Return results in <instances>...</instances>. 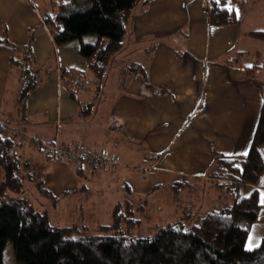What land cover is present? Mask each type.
<instances>
[{
    "label": "crops",
    "instance_id": "1",
    "mask_svg": "<svg viewBox=\"0 0 264 264\" xmlns=\"http://www.w3.org/2000/svg\"><path fill=\"white\" fill-rule=\"evenodd\" d=\"M40 1L41 11L34 12L33 0H0V39L7 31L12 44L24 46L33 36L41 80L28 101L26 119L20 118L19 75L11 67L13 50L0 43V121L48 142L99 150L120 162L117 173L63 159L56 163L24 143L23 155L39 163L38 178L48 177L46 189L72 194L93 187L94 177L106 186L119 187L131 199L139 193L132 183L147 181L132 169L137 162L149 173L153 190L172 192L178 183L208 181L217 155L248 153L264 99V75L251 79L244 72L255 62L257 52L264 56V41L249 35L264 31L254 27L258 26L255 17L260 20L264 15L260 2L235 0L238 23L220 27L209 21L206 6L210 8L211 0H154L144 11L137 10L124 49L112 63L116 67L118 60L126 61L114 69L113 100L105 104L102 98L109 77L98 89L88 59L80 54L81 42L56 46L42 18V9L51 0ZM242 52L246 55L240 65L228 63ZM136 63L145 67L146 75L124 72ZM68 70L84 73V82L77 75L64 76ZM73 85L78 86L75 95ZM82 94L90 97L85 103ZM92 101L96 102L93 110L81 117V106ZM259 190L263 208L253 226L255 235L247 241L248 250L264 241V188Z\"/></svg>",
    "mask_w": 264,
    "mask_h": 264
},
{
    "label": "trees",
    "instance_id": "2",
    "mask_svg": "<svg viewBox=\"0 0 264 264\" xmlns=\"http://www.w3.org/2000/svg\"><path fill=\"white\" fill-rule=\"evenodd\" d=\"M152 1L51 0L42 9V18L57 47L75 41L82 43L80 54L88 59L95 84L102 89L114 59L124 49L134 14L137 10L144 11ZM261 1L253 0V3ZM235 2L211 0L210 8L206 6L210 24L216 27L237 24ZM249 35L264 41V31H252ZM90 36L95 38L86 42L85 38ZM32 42L33 36H30L26 45L16 46L10 42L7 31L0 39V43L13 50L11 67L19 75L17 104L22 119H26L28 101L41 81ZM244 55L237 53L228 63L240 65ZM124 72L146 75L145 67L139 63L128 66ZM244 72L251 79L264 75V56L257 52L255 62ZM63 74L77 75L82 81L85 77L75 70ZM70 87L75 95V86ZM95 103L81 106L80 116H88ZM18 132L32 135L0 121V169L3 171L0 264H264V241L253 250L246 248L263 208L259 188H264V99L248 153L215 157L209 179L211 189L217 193V203L204 214L188 210L179 220L159 227L148 237L135 235L142 227L146 202L137 210L130 201L117 203L111 223L95 229L86 225L53 224L49 212L37 208L26 196L27 184H33L46 198L59 201L44 188L45 182L37 177L30 160L23 164L21 150L27 140L17 137ZM44 153L50 158L65 160ZM187 188L186 184L178 183L173 191ZM249 188L252 189L248 191Z\"/></svg>",
    "mask_w": 264,
    "mask_h": 264
},
{
    "label": "rangeland",
    "instance_id": "3",
    "mask_svg": "<svg viewBox=\"0 0 264 264\" xmlns=\"http://www.w3.org/2000/svg\"><path fill=\"white\" fill-rule=\"evenodd\" d=\"M40 2H41L40 0H33L32 6H33L34 12L41 11L42 5ZM44 2L47 3L49 2V0H46ZM262 6L264 7V0L260 2V7ZM244 10H246V16H248L247 9H244ZM256 18L257 17H255L254 23L258 26H254V27L259 30H264V15L259 16L260 20H257ZM244 20L246 21L247 17H244ZM129 36L130 34L127 35V37ZM92 37L93 36L86 37L85 41L88 42L89 38H92ZM253 41L258 42L256 40H253ZM140 56L145 58L146 57L145 51L144 52L141 51ZM132 60H134V58L130 59L129 61H132ZM119 62L120 60L116 62L117 64L116 67L112 65L108 73L109 79L107 82L108 83L107 91L104 93V96L102 98L105 104L113 100L114 89H115L114 84L117 82L116 80L117 73L114 71V69L119 70L121 65L124 64V62L126 61H123L122 64ZM44 71L45 70L42 69V73H41L42 76H44V73H45ZM86 82L87 84H89L88 80H86ZM75 86L78 88L77 85ZM83 96L84 94H82V97H81V100L83 103L87 102L88 99H90L89 96H84V97ZM31 134L34 136H37V134H34V133H31ZM42 140L46 142V140L44 139ZM27 144L30 148L34 147L29 141H27ZM75 148H80V147H75ZM80 149H83V147ZM262 150L264 152V147ZM92 151L97 153L98 155H105L99 150L97 151L92 150ZM25 154L26 153H24V158L22 160L23 164H25L27 160V158L25 157ZM29 156H30L29 159L33 158V155H29ZM51 160L52 162H56V160L58 159L52 158ZM30 162L32 163V165H34L36 171L38 172L37 167L39 163L33 159H30ZM56 163H63V162H56ZM85 164L89 166L88 163H85ZM133 164L134 165L132 169L140 173L143 176V179H145L146 177V180H147L146 182L148 183H146L145 181H143V183L141 184L139 183L136 184L135 182H133L132 183L133 190L139 193H136L135 195L128 194V195H134V197H131V199L126 197L123 191L121 193V191L119 190V187L114 186V185L106 186L104 184L105 182L103 183L104 180H101L100 178L96 180V178L94 177L92 178V185L94 186L87 187L86 190H83V191L79 190L77 192H73L72 194H63V195L55 193L54 195H56L59 198V201L57 202H54L53 198H46L45 196H43L40 193V191H38V189L35 188L33 184H27L26 196L31 200V202L37 208H39L42 211L49 212L51 221L55 225H58V226L86 225L93 229L101 225H107L111 223L112 212L117 203L124 202V201H130L131 203L134 204V207L137 210L140 207V205L146 202L145 203L146 205L145 213L146 214L143 218L142 227H140L139 230L135 234L140 237L151 236L159 227H162L171 222H175L179 220L181 217H183L185 212L190 211L191 213L193 212V214H204L207 211H209L217 203V201H215L217 193L215 190L211 189V181L209 179L208 181L205 180L204 182L191 181L190 182L191 185H188L187 186L188 188L184 189L181 192L180 191L170 192L166 189L153 190V184L151 183L149 173L146 170L137 166L138 165L137 162H133ZM25 169L26 167H24V170ZM97 169L107 170V169L98 168V167L93 168V170H97ZM0 170L2 171V169ZM118 170L119 169L116 168L111 171L112 173H117ZM39 172L42 173L41 171ZM2 177L3 176H1L0 178L1 180H2ZM37 177H38V174H37ZM46 178L48 179V177H42L44 181ZM111 183H113V181ZM125 198H128V199H125ZM110 205H112L111 208H109ZM142 211L144 212V209H142ZM140 214L142 215L141 212ZM137 217H139V213L137 214ZM251 230L252 231H251L250 237L248 238L249 239L248 242H250V240L255 235L256 227H253V229Z\"/></svg>",
    "mask_w": 264,
    "mask_h": 264
},
{
    "label": "built area",
    "instance_id": "4",
    "mask_svg": "<svg viewBox=\"0 0 264 264\" xmlns=\"http://www.w3.org/2000/svg\"><path fill=\"white\" fill-rule=\"evenodd\" d=\"M18 137L24 140L26 139L35 148H39L48 154L57 156L58 158H64L73 164H78L80 161H84L91 167L104 168L108 170H114L120 166V163L116 160V158L98 155L88 148L80 149L75 147H65L60 145L58 141L45 142L38 136H30L24 133H19Z\"/></svg>",
    "mask_w": 264,
    "mask_h": 264
}]
</instances>
